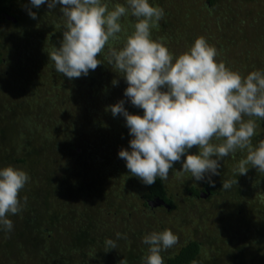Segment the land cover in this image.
Masks as SVG:
<instances>
[{
    "label": "rangeland",
    "instance_id": "374dc122",
    "mask_svg": "<svg viewBox=\"0 0 264 264\" xmlns=\"http://www.w3.org/2000/svg\"><path fill=\"white\" fill-rule=\"evenodd\" d=\"M260 1L263 0H253L252 3L217 0L212 8H208L206 0H150L154 6L162 7L164 12L170 11L169 16L165 14L158 27L152 29V38H163V43L174 56H178L187 51L196 38L203 36L217 49V61L225 62L228 68L242 76L253 70H264V6L257 4ZM15 2L25 8L29 5V0ZM104 2L111 9L117 3L125 4L126 0ZM31 10H38L43 18L39 21L38 17L34 20L29 15L23 16L27 13L23 10L20 16L24 23L20 25L32 28L28 33L21 26L15 29L6 25L0 30V53L5 59L4 66L0 65V130L3 129L0 134V163L3 165L0 168L11 165L29 175V182L20 192L21 201L38 190V179L48 178L51 187L60 192L57 198L51 191L56 200L59 199L61 203L68 199L71 209L76 212L75 216L87 214L95 224L94 230H91V237L96 240L93 247L86 246L83 254L73 251L68 257L73 264H119L122 259L127 261L132 256L131 249L126 251L125 239H117L116 233H125L122 236H126V240L137 237L138 233V247V244L147 246L142 243L146 234L165 229L176 234L179 242L162 253L164 260L179 245L195 240L201 246L200 260L196 264H264V237L258 236L259 233L264 236V173L250 168L246 175H241L249 178H245L246 181L240 185L239 189L244 195L238 200L234 199L231 189L225 191L222 188L217 190L219 195L213 198L206 196L196 200L188 195L187 189L198 190L202 181H194L190 173L178 177L176 171L182 165L176 163L167 181H162L176 209L171 212L157 209L151 213L140 199L144 184L129 173L126 162L118 157L114 149L117 147L115 143L121 148H125L124 144L128 146L131 137L124 117H114L108 110L109 106L124 99V106L130 114L143 115V110L132 106L124 97L127 84L121 77L123 74L105 59L108 46L98 56L103 62L101 65L94 71L90 70L87 76L70 80L53 68L54 62L48 56L54 47H59L64 31L65 20L59 5L53 10H49L47 4ZM247 10L249 16L246 15ZM131 19L136 22V18L130 14L121 18L122 28L126 31L118 34L120 40L110 41L111 46L113 44L117 49L123 46L126 36L134 30ZM186 29L193 30L189 31L192 40L182 43L176 39L175 33L182 35ZM50 32L56 36L53 40ZM23 34L26 37L21 42L18 37ZM114 79L118 80V84L113 85ZM14 102L24 104L28 111L22 112L26 116L14 113L11 117V113L5 110L7 104ZM257 124L256 135L252 138L253 146L264 139V120H258ZM53 145L56 149L52 148ZM64 148H68L71 157ZM75 148L78 156L73 154ZM28 149L32 152L29 159L26 158ZM190 152L196 153L198 149L194 147ZM2 154L16 155L19 159L23 158L24 163L15 164L3 159ZM246 154V150H237L234 158L231 155L220 161V175L212 179L222 183L224 170L234 169ZM67 169L70 176L65 172ZM98 182L104 190L100 200L94 194H87ZM67 184L71 185L67 187ZM80 187L83 190L79 192L77 189ZM54 202L49 206L52 212ZM21 218L19 213L9 215L13 221L11 231L0 226V247L9 242L17 250L24 245L31 248L30 231H27L25 241L15 237L17 231L22 229ZM76 221L71 228L69 225L65 228L63 219L58 217L55 222L58 232L52 233L50 230L48 235H44L47 231H43L42 235L48 239L47 244L49 236L52 239L55 236L57 245L62 243L65 248L76 244V239L70 241L71 230L79 225ZM40 222L43 223V220ZM106 239L114 240L116 249L106 252ZM65 250L61 248L62 254ZM144 250L147 253V248ZM90 253L95 256L91 257ZM36 257L34 254L25 260L12 254L10 261L12 264H39Z\"/></svg>",
    "mask_w": 264,
    "mask_h": 264
},
{
    "label": "clouds",
    "instance_id": "9594fccd",
    "mask_svg": "<svg viewBox=\"0 0 264 264\" xmlns=\"http://www.w3.org/2000/svg\"><path fill=\"white\" fill-rule=\"evenodd\" d=\"M44 4L49 10L59 5L65 20L59 47L48 53L55 70L70 80L87 76L103 63L97 57L108 46L105 59L123 74L124 97L143 110V115L130 114L124 99L108 108L114 117H124L129 130V146L121 148L118 157L132 176L151 186L157 179L167 181L174 165L181 163L178 177L190 173L194 181L214 185L212 177L220 175V161L230 155L234 158L237 150L247 153L234 168L237 177L250 168L264 173V139L256 146L252 143L257 121L264 120V70L242 76L217 61V49L203 36L174 56L163 38H152V29L165 12L150 0H126L111 9L104 0H29L25 10L35 20L37 13L31 9ZM129 14L136 18L134 30L117 49L110 41L120 40L118 34L126 31L121 18ZM194 147L198 152L191 153ZM29 179L22 169L0 168V226L6 231L13 229L9 215L20 213L27 202L24 197L22 203L20 192ZM233 184L237 179L224 180L222 189ZM116 238L127 237L116 233ZM178 242L170 229L146 234L142 264H164L162 253ZM116 247L114 240H105L106 252Z\"/></svg>",
    "mask_w": 264,
    "mask_h": 264
},
{
    "label": "trees",
    "instance_id": "16d2710c",
    "mask_svg": "<svg viewBox=\"0 0 264 264\" xmlns=\"http://www.w3.org/2000/svg\"><path fill=\"white\" fill-rule=\"evenodd\" d=\"M216 1L217 0H206L207 7L212 8L215 5ZM242 1H250V3L253 2V0H242ZM13 4H14V0H0V30L3 26H6V24L7 25L9 24L8 26H11V27L17 29L18 27L21 26L20 24L24 23L22 16H20L21 8H20V11H18L17 9H15L13 7ZM257 4L260 6H264V0L257 2ZM165 11H166L165 14L167 16H169L170 11L169 10H165ZM33 12H36L39 21H42V18H43V17H41L42 13H40L38 10H34ZM246 12H247L246 15L249 16L250 13L248 12V10ZM3 14L7 15L8 17L10 16V17L14 18L16 22L15 23H13V22L7 23L2 17ZM23 16L28 17V13H25V15H23ZM132 21L135 23L134 20H132ZM134 23L131 22V24H133V25H134ZM24 26L22 25L21 27H22V29H25L27 33L29 32L28 30L32 29V28H28L26 25H24ZM190 30L191 29H189V31ZM177 31H179L178 27H177ZM189 31L186 29L185 33L182 35L178 34L176 32L175 33L176 39H179V41H181L182 43H186L187 40L188 41L192 40V35H191L192 33H189ZM191 31L193 32V30H191ZM37 35H39V34H37ZM50 35H51L50 38H52V40L54 38H56L55 34H53L52 32H50ZM112 46H113V44H112ZM2 58H4V57H2V55L0 53V59H2ZM97 58H99V57H97ZM53 68H55L54 65H53ZM7 106L8 107L7 108L5 107V110L7 112L11 113V117L14 115V113H16V114L18 113V115H21V116H26V113H24L22 111H26V112L28 111V110H26L27 108L24 106L23 103L15 104V102H14V103L7 104ZM1 110H2V107H0V113H1ZM11 117H10V119H12ZM0 121H2L1 117H0ZM97 125L95 127H97ZM101 127L102 126L100 125L99 128H101ZM1 130H0V134L3 133V129H1ZM4 131H5V129H4ZM115 145H117V147L114 149L118 153L119 150L121 149V147H118L119 145L117 143H115ZM124 145H125V148H128V146H129V145L126 146V144H124ZM61 146L63 147V145H61ZM24 147H25V145H24ZM52 148L56 149V147L54 145ZM64 150L67 152V155H70V157H71V154H68V151H67L68 148H64ZM75 151L76 152L75 153L73 152V154L75 156H78V152H77L76 148H75ZM33 153L35 154L36 152H33ZM31 154H32V152L30 153V149H28L26 152V155H27L26 158L29 159V155H31ZM2 155L4 157L3 159L11 160L12 162H15V164H17V163L23 164L24 163L23 158L19 159L16 157V155H9V154L8 155L2 154ZM0 162H2V160ZM106 163H107V161H106ZM0 165H3V164L0 163ZM65 172L67 173V175H69V173H70L69 169H67V171H65ZM223 175L225 176L224 180H235V179H237V184H233L230 189L233 191V195H234L233 197L235 200H238L239 198H241L244 194H242L241 190L239 189L240 185H242L243 182L246 181L245 178H249V176L244 178L243 176L240 175L241 177L238 178L239 176L238 177L236 176L234 169L224 170ZM32 178H34V176H32ZM43 179H45V180L38 179V181H37L38 190H36L35 192H33L31 194L26 195L27 196V202L24 205L22 211L19 213L20 218L24 217V218L20 219L23 222L22 229L18 230L17 231L18 233H16V235H15L16 238H19L20 240L23 238L25 241V238L27 237L26 233H27V231H30L31 232L30 234L32 236L30 235L31 238L29 240V245L31 246V248L29 249L26 247V245H24L25 247H23V248H20L18 246L19 250H17V247H13L11 245V243L6 242V244H4L3 248L0 247V254H2L1 255L2 259H0V263L12 264V261H10L11 260L10 256H12V254H16V258L23 257L25 260H26L27 256H31V255L35 254V255H37L36 258H37V262L39 264H73V262L71 261V258H68V257H70L71 253L73 251H76V252L78 251V252L83 254L85 252L86 246H88V245L92 246L94 241H96L94 238L91 237V235L93 234L91 230H94L95 224H92V222L90 221V218L87 216V214L86 215L80 214L78 216H75L74 214H76V212L71 209V205L69 204L68 199L62 200L61 203H60L59 199L56 200L55 197L57 196V198H59L60 192L58 190L56 191L55 188L51 187L50 181L49 180L47 181L48 178H43ZM214 179H212V180H214ZM54 182H56V181H54ZM214 182H215L214 185H210L206 180L202 181L200 188L198 190L190 187L187 189V192H189L191 194V198H195L196 200H198V195H199L198 193L199 192L205 193L209 199L213 198L214 196L219 195V192L217 190H220V188H222V183L218 179L214 180ZM69 185H71V184H67L66 186L68 187ZM41 187H43V189ZM230 189L225 190V191H230ZM77 190H79V192H80L81 190H83V188L80 187ZM51 191H53V193L56 194V196ZM103 193H104V190L101 188L99 182L96 184V186H94L93 189L87 191L88 195L94 194L95 196H97V200L101 199V197L103 196ZM21 197L22 196H20V199H21ZM171 198H172V196L167 194V190L165 189L163 182L159 179H157L156 183H154L151 186L144 185L143 192L140 195V199H142L143 202H144V200H146V201H152L154 199L161 200L163 203H165L170 208V212L176 209V206L173 203V199H171ZM23 199H24V197L22 198V202H23ZM112 200L113 199H111L110 202H112ZM53 201H55V202H54V210L52 212L50 210L49 206H50V203L53 204ZM66 207H67V210H65ZM56 214H58V215H56ZM58 217H59V219L60 218L63 219V221H64L63 225H65V228H68V225L71 228V224L76 220H77L76 222L79 224L76 229H73L74 231L71 230L72 235H70V233H69V235L71 236L70 241H73L75 239L77 240L75 242L76 244H74L70 248H68V247L65 248V246H63L62 243L57 245L58 242L56 243L54 241L56 239L55 236H53V239L49 236L50 239H49V242L47 244L48 239H46L44 235H48L50 230L52 231V233L59 231V229H57V226L55 225L56 219ZM42 220H43V223L40 222ZM41 224H44V225L41 226ZM45 227L47 228V230L45 229ZM43 231H47L46 234H44ZM25 234H26V236H25ZM42 234H44V235H42ZM262 234L259 233L258 236L260 238L264 237ZM80 240H83L82 243H80ZM24 244H25V242H24ZM132 247H136V246L132 245ZM147 247L148 246H144V248H143V246H140L139 250H137V253L135 252L136 254L133 251H131L132 256L133 255H136V256L131 258V259H128L127 262H132V264H133V260H136L134 264H142V257L146 254L144 249H146ZM61 248L63 250L66 249L65 253L62 254ZM200 248H201V246L197 241H195V240L188 241L177 251L176 254L165 258L164 264H193V262H195V264H196L200 260V258H199ZM127 250L128 249H126V251ZM1 251H2V253H1ZM97 253H99L98 250H97ZM38 255H39V257H38ZM239 261H241V260H239ZM84 263L85 262H82V264H84Z\"/></svg>",
    "mask_w": 264,
    "mask_h": 264
},
{
    "label": "flooded vegetation",
    "instance_id": "af4514ba",
    "mask_svg": "<svg viewBox=\"0 0 264 264\" xmlns=\"http://www.w3.org/2000/svg\"><path fill=\"white\" fill-rule=\"evenodd\" d=\"M13 7L15 8V9H17L18 11H20V8H21V11H20V13H22V11L24 10L25 11V7H23V6H20L19 7V5H17L16 4V2H15V0H14V4H13ZM12 7V8H13ZM6 16L7 15H2V17H3V19L7 22V23H12L10 20H7L6 19ZM10 17V16H9ZM16 22V21H15ZM7 25V24H6ZM9 25V24H8ZM26 36H25V34H23V35H19V39H20V41L22 42V39H24ZM10 38V37H9ZM17 42H19V41H17ZM16 42V43H17ZM4 64H5V59L4 58H2V59H0V65L1 66H4ZM193 189H195V188H193ZM197 190V189H196ZM199 195H198V198L199 199H201V197L203 196L202 194L203 193H201V192H199L198 193ZM188 195L191 197V194L188 192ZM155 200V199H154ZM154 200H152V201H154ZM148 202H150V201H146V200H144V202L142 203V205H144V207L147 209V210H149L151 213H153L155 210H157V209H162V210H164L165 212H170V208L165 204V203H163L162 205H159V206H153V207H149L148 205H147V203ZM166 207H168V209L166 208ZM151 209V210H150ZM123 235L125 234V233H122ZM128 236V235H127ZM139 238H140V236H139V234L137 233V237H133V238H131V239H125V244L127 245V248L126 249H131V251H133L134 253L136 252L137 253V250H139V248H140V246H141V244H138L139 246L138 247H132V245H134V246H136V244H137V241L139 240ZM131 245V246H130ZM142 246H144V245H142ZM183 245H179L178 247H177V250L172 254V255H174V254H176L177 253V251L182 247ZM135 248V249H134ZM127 250V251H128ZM143 251V250H142ZM135 253V254H136ZM171 255V256H172ZM136 255H133V256H131V258H133V257H135ZM170 257V256H169ZM130 258V259H131Z\"/></svg>",
    "mask_w": 264,
    "mask_h": 264
},
{
    "label": "water",
    "instance_id": "95a60500",
    "mask_svg": "<svg viewBox=\"0 0 264 264\" xmlns=\"http://www.w3.org/2000/svg\"><path fill=\"white\" fill-rule=\"evenodd\" d=\"M6 19L7 20H10L13 23H15V19L12 18V17L6 16ZM202 195H203L202 197H206V194L205 193H203ZM162 204H163V202L161 200H159V199H155L154 201H150V202L147 203V205L149 207L159 206V205H162ZM166 208L168 209V207H166Z\"/></svg>",
    "mask_w": 264,
    "mask_h": 264
}]
</instances>
